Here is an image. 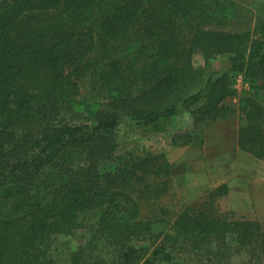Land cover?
I'll return each mask as SVG.
<instances>
[{
    "label": "trees",
    "instance_id": "16d2710c",
    "mask_svg": "<svg viewBox=\"0 0 264 264\" xmlns=\"http://www.w3.org/2000/svg\"><path fill=\"white\" fill-rule=\"evenodd\" d=\"M255 9L241 30L234 0H0V264H264V229L198 202L172 212L170 162L125 145L224 117L242 73L238 143L264 157Z\"/></svg>",
    "mask_w": 264,
    "mask_h": 264
},
{
    "label": "rangeland",
    "instance_id": "374dc122",
    "mask_svg": "<svg viewBox=\"0 0 264 264\" xmlns=\"http://www.w3.org/2000/svg\"><path fill=\"white\" fill-rule=\"evenodd\" d=\"M234 1L241 8L238 29H251L256 18L255 5L264 0ZM236 22L234 20L227 28L237 26ZM213 62L215 66L221 64L220 60ZM194 63H204L199 53L195 54ZM231 80L235 93L225 100L229 108H233L249 92V84H245L242 73L233 75ZM261 99L263 102L264 91ZM225 118L224 121L215 119L195 126L189 114H182L172 119L167 132L138 129L127 135L125 145L140 154H163L170 162L173 170L172 187L164 202L172 212L184 204L198 202V208L209 209L231 221L252 222L253 227L264 229V162L242 153L236 144L237 140L232 138L230 129L245 123L243 114L237 117V122L231 120L234 125ZM187 131L195 135L192 143L183 144L181 139H178L181 144L173 143L174 135ZM223 181H227V192L213 199L208 197L209 192ZM212 200L213 203H209Z\"/></svg>",
    "mask_w": 264,
    "mask_h": 264
},
{
    "label": "crops",
    "instance_id": "0c3cea01",
    "mask_svg": "<svg viewBox=\"0 0 264 264\" xmlns=\"http://www.w3.org/2000/svg\"><path fill=\"white\" fill-rule=\"evenodd\" d=\"M239 80V79H238ZM245 84L246 85H248V82H245ZM263 105H264V100H263ZM230 113L232 114L231 116H228V115H230ZM239 115H242V112H241V110H240V102L238 103V104H236V105H234L233 106V109H231L228 113H227V115H225L224 117H222V118H218L217 120H219V119H223V121H224V118L226 117V116H228L227 118H225V119H227V121L228 122H230V123H232L233 125H234V122L236 121L237 122V117H239ZM234 120V122H232L231 120ZM239 129H240V126H238V125H236V127H234L233 126V128H231L230 129V131H231V133H232V138L234 139V140H237V146H238V148L240 149V151L243 153H247V154H250L251 155V157H253L254 159H258V160H260L261 162L263 161L264 162V157L263 158H258L257 156H255L253 153H251V152H249V151H247V150H244L243 148H241L240 146H239V143H238V138H239ZM207 139H209V138H207ZM250 177H252V176H250ZM224 183L225 182H227V181H223ZM224 183H221V184H224ZM220 184V185H221ZM225 184H227V183H225ZM214 185H217V184H214ZM217 187V186H216Z\"/></svg>",
    "mask_w": 264,
    "mask_h": 264
}]
</instances>
